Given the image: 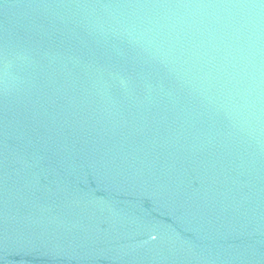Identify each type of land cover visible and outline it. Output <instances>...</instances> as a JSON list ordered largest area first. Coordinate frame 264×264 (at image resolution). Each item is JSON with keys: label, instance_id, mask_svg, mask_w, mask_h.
<instances>
[{"label": "water", "instance_id": "95a60500", "mask_svg": "<svg viewBox=\"0 0 264 264\" xmlns=\"http://www.w3.org/2000/svg\"><path fill=\"white\" fill-rule=\"evenodd\" d=\"M0 264H264V0H0Z\"/></svg>", "mask_w": 264, "mask_h": 264}]
</instances>
